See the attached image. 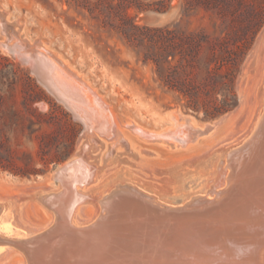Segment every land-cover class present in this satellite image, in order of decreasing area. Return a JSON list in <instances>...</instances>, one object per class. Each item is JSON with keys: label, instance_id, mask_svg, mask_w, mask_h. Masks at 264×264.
Listing matches in <instances>:
<instances>
[{"label": "rangeland", "instance_id": "rangeland-1", "mask_svg": "<svg viewBox=\"0 0 264 264\" xmlns=\"http://www.w3.org/2000/svg\"><path fill=\"white\" fill-rule=\"evenodd\" d=\"M188 1L126 0L131 6L126 15L129 22L141 29L204 32L216 38L231 30L235 17L242 15L243 20L244 16L242 24H246L249 11L258 12L264 4V0H245L242 13L241 10L235 13L232 4L225 5L228 0L220 1L224 2L223 8L213 10H206L195 2L189 5ZM111 15L112 23L117 24V13ZM0 20L5 23V30L11 38L17 37L33 49L40 46L51 52L58 63L74 73L112 111L115 117L112 137L113 141L117 140L114 150L118 160L106 165L90 186L98 187L117 170L123 169L142 187L149 185L154 194H163L176 182L167 170L181 166L176 173H183L212 155L224 156L225 151L239 146L249 136L260 117L264 104V23L238 66L234 82L236 107L214 120L210 130L193 138L189 144L175 147L176 141L168 137L153 140L142 138L138 132L141 129L149 133L164 132L173 123L168 118L171 109L180 123L186 119L190 123L185 124L196 129L203 128L211 120H204L202 112L195 114L183 108L185 101L162 87L157 81L155 65L144 60L145 50L137 41H128L117 32V25L104 26L65 0H0ZM246 29V36L250 39L253 29L251 25H246ZM4 39L0 31V41ZM204 68L207 66L199 73L198 80L204 76ZM1 100L6 106L21 110L22 119L5 129L11 149L32 156L36 168L40 169L45 167L46 158L63 157L59 162L50 163L44 173L30 178L0 172V198L18 193L20 187L17 185L33 181L37 176H42L40 185L44 189L55 191L56 184L46 180L57 166L71 160L78 151L84 140L81 123L48 92L27 65L0 47ZM24 101L33 102L34 113L23 111L21 103ZM71 122L75 124V133L70 127ZM96 139L100 144L91 139L87 144L97 147L90 149L93 150L91 156L101 164L105 152L114 145H110L111 139L100 134ZM106 193L104 191L102 196ZM199 194L204 195L203 192ZM161 200L172 206L179 204L173 199ZM1 204L3 209L9 205L12 210L10 234L16 231L29 235L28 230L37 229L32 228L33 223L43 227L52 219L37 202L24 207L7 200ZM94 211L91 204L80 205L73 216L74 224H89ZM1 247L5 250L0 249V264H22L23 254L19 250L11 246Z\"/></svg>", "mask_w": 264, "mask_h": 264}, {"label": "bare ground", "instance_id": "bare-ground-1", "mask_svg": "<svg viewBox=\"0 0 264 264\" xmlns=\"http://www.w3.org/2000/svg\"><path fill=\"white\" fill-rule=\"evenodd\" d=\"M5 29L0 20V31L6 37L0 43L3 50L27 65L48 92L82 122L88 139L80 159L57 169V189L38 198L52 216L46 228L28 230L29 235L10 234L12 210L0 204V246L17 247L24 253L29 248L31 252L26 253L35 262L41 261L34 264H48L51 247L55 244L57 248L61 240L76 245L66 255L74 264H264V104L251 133L239 146L224 156L212 155L183 173H176L181 166L167 170L176 182L163 194H154L149 185L142 187L123 169L98 187L90 186L106 165L118 160L112 111L51 52L40 46L33 49L11 38ZM168 118L173 123L164 132L141 129L138 133L149 139L168 137L178 147L189 144L194 133L200 132L186 125L190 123L186 119L180 123L174 113ZM97 134L114 145L101 164L91 156L97 147L87 144L89 139L100 144ZM159 198L179 204L168 205ZM82 204H91L94 216L89 224L76 225L73 216ZM90 228L81 242L78 233ZM42 233L46 239L35 247L32 240ZM58 252L59 258L63 250Z\"/></svg>", "mask_w": 264, "mask_h": 264}, {"label": "trees", "instance_id": "trees-1", "mask_svg": "<svg viewBox=\"0 0 264 264\" xmlns=\"http://www.w3.org/2000/svg\"><path fill=\"white\" fill-rule=\"evenodd\" d=\"M222 0H189L188 4L200 5L206 10L224 7ZM76 9L86 11L89 16L101 21L104 26L117 25V32L123 34L128 41H137L145 50L144 60L156 67L157 81L169 92H173L185 101L183 108L199 114L204 120H215L232 111L237 104L234 82L238 66L249 49L252 39L264 23V4L259 11H249V17L239 15L231 30L226 35L212 38L204 32L177 33L169 29L139 28L129 22L126 15L131 7L126 0H65ZM228 0L232 9L238 13L245 7V0ZM223 3V4H222ZM230 8V5H229ZM117 13V24L112 23V15ZM119 18V19H118ZM251 25V38H247ZM204 68V76L198 80L199 73ZM33 102H22L23 111L34 113ZM0 172L9 173L15 177L30 178L44 173L48 165L61 161L62 157L46 158L43 169L36 168L35 160L30 155L18 154L8 145L5 129L11 127L21 118V110L6 106L0 101ZM22 119V118H21ZM30 120V119H29ZM74 131L75 124L70 123ZM75 133V131H74Z\"/></svg>", "mask_w": 264, "mask_h": 264}, {"label": "water", "instance_id": "water-1", "mask_svg": "<svg viewBox=\"0 0 264 264\" xmlns=\"http://www.w3.org/2000/svg\"><path fill=\"white\" fill-rule=\"evenodd\" d=\"M2 33V32H1ZM3 34V33H2ZM4 35V34H3ZM5 36V35H4ZM6 39V37H5ZM4 40L0 41L3 42ZM1 47V45H0ZM2 48V47H1ZM3 49V48H2ZM8 53V52H7ZM168 113H174V111L169 110ZM176 115V114H175ZM218 119V118H217ZM222 118H220L219 120H221ZM216 120V119H215ZM81 125H82V136L84 138L83 142L79 145V148H78V151L75 153V155L73 156V158L67 162H65L63 165H65L66 163L70 162V161H73L75 160V158L77 159H80L81 156H83V151H84V142L88 139V134L85 132L84 130V126L81 122ZM214 126V120H211L210 122L208 123H205V126L203 128L201 127H198V129L200 130V132L198 134L194 133V138L197 137V136H200L202 135L204 132L210 130L212 127ZM86 138V140H85ZM153 140H156V139H153ZM250 140L248 141V144H249ZM247 146V144H246ZM63 165L61 166H57L56 169L54 170V172L48 177V179L46 180L47 183H55L57 185V177H55V173L57 171L58 168L62 167ZM64 167V166H63ZM40 178H42V176H37L35 180L31 181V180H28L27 182H24L22 185H17L18 187H20L19 189V192L16 193V194H11V195H7V196H4L2 198H0V204L2 203V201H9L13 204L17 203V204H20L21 207H24L26 206L27 204H32L33 202H37L41 205L40 201L38 200V198L42 195H44L45 193H48L50 192L51 190H46L44 189L41 185H40ZM44 203H47L46 201H44ZM45 209V208H44ZM47 212H48V208L45 209ZM34 226H32V228L36 227L37 229H40V228H46L47 227V223L45 226H40V225H36L35 223H33ZM93 228H90L88 230H81L79 233H78V237L81 238V242L83 241L82 238L84 237L85 233H87L88 231L92 230ZM52 231V229L50 230ZM49 232V231H48ZM45 233H42L40 234L39 236H37L36 238H34V240H32V244H35V247H36V244L37 246H39L40 241L41 239L45 238L46 239V236H44ZM62 235L60 233H57V239H60ZM57 239L55 240L54 243H58L57 242ZM36 241V242H35ZM70 240H61L58 245L57 248H54V245L52 248V250L50 251L49 253V258H48V261L47 263L48 264H74V261L71 259H67V254H69L70 252H74L75 251V247L76 245L71 241L69 242ZM45 243V242H43ZM44 245V244H43ZM16 248L17 250H19V252H21V254H23V262L22 264H31L30 263V260L33 261L32 264H34V260L26 253L28 250L29 252L30 249L28 248V250L24 253L21 249L17 248V247H14ZM57 249V250H56ZM63 250V255H61V257L59 256L58 258V251L59 250ZM34 251V249L32 250V252ZM56 253L55 257L52 258L53 254ZM41 262V261H40ZM40 262H35V263H40Z\"/></svg>", "mask_w": 264, "mask_h": 264}]
</instances>
